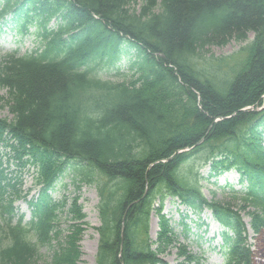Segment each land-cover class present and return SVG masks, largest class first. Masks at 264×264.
Instances as JSON below:
<instances>
[{"label":"trees","instance_id":"obj_1","mask_svg":"<svg viewBox=\"0 0 264 264\" xmlns=\"http://www.w3.org/2000/svg\"><path fill=\"white\" fill-rule=\"evenodd\" d=\"M0 2V19L8 17L22 35L35 26L43 43L39 53L8 55L3 72L16 98L12 119H0L6 169L14 168L6 176L0 162V264H36L56 217L51 193L69 169L76 190L90 185L97 192L95 264H164L160 256L172 247L178 264H200L177 243L162 214L165 200L194 215L209 210L222 228L224 264H253L240 211L246 209L253 234L260 233L264 0H140L138 10L131 0ZM52 19H59L54 30L47 28ZM249 33L247 56L236 68L222 72L204 60L206 48L245 42ZM122 57L130 81H102L98 70ZM25 168L33 169L39 187L28 201V222L12 200ZM226 172L238 175L240 187L224 185L229 202L207 201L200 181L217 184ZM76 201L67 215L81 221ZM151 213L158 220L155 241L148 236ZM187 217L180 215L182 235ZM71 229L69 248L51 264H76L79 225Z\"/></svg>","mask_w":264,"mask_h":264},{"label":"rangeland","instance_id":"obj_2","mask_svg":"<svg viewBox=\"0 0 264 264\" xmlns=\"http://www.w3.org/2000/svg\"><path fill=\"white\" fill-rule=\"evenodd\" d=\"M131 8L136 10L139 9L140 0H131ZM55 21H53L50 26H53ZM5 30V29H3ZM253 35L248 34L247 40L245 42H236L233 39L229 40L225 45L222 46H211L206 48L204 51L203 58L207 63L212 66H219L222 72H227L229 69L236 68L247 56V44L252 41ZM39 40L29 34L27 37L21 39L14 35V31L10 28L3 31L0 34V119L10 120L12 118L9 107L16 98L15 86L7 82L5 75L3 74L5 68L7 67L8 61L4 58L6 54H11L16 52L17 56L22 54H29L31 50H35L38 47ZM128 56L134 55L131 50ZM126 57H122L120 61L116 64V67L125 71L127 66ZM98 77L102 80H108L112 83H122L130 81L129 78L126 80L122 79L120 76H115L114 70L111 68L101 67L98 71ZM8 152V149L0 145V155L3 156L2 162L5 163L4 155ZM3 168L4 165H2ZM13 168V167H12ZM201 170V171H200ZM199 173L202 172L204 178L207 176V169H200ZM34 171L33 169L25 170L21 186L19 190L21 192L20 199H14V207L21 214H25V221L30 218V211L27 208L25 202L29 197L36 195L38 187L35 185L33 179ZM227 177L232 180L234 177L231 174H227ZM72 169H69L58 182L56 189L52 192V198L55 200L56 212L55 219L52 221L53 231L50 235V240L46 244V247L42 248L38 257L34 258L36 264H51L52 258L55 254H60L65 249L69 248L68 236L72 233V226L79 225V233L76 236L75 246L78 249L79 257L76 264H95L94 256L96 253L98 235L97 228L99 226V219L97 214L96 206L98 204V197L96 195V190L90 185H81L79 190H76L75 185L72 183ZM217 181V180H216ZM215 180H201L200 184L202 186V192L207 200L214 199L221 202H229L230 195H228L225 188L222 189L224 183L228 182L225 177L219 178L217 184H214ZM77 197L76 205L81 207V212L84 214V218L81 221L71 220V215H67V210L71 206L72 200ZM22 198V200H21ZM237 210L238 208H234ZM177 211V206L166 200L164 202V207L162 209V214L170 221L174 233L177 236V243L184 245L187 251L194 255H203L205 260L204 264H222L223 253L216 250L217 252H212L211 248L215 246V243L219 246L221 245V240L216 237L214 243L205 241L206 238L211 237L213 233L218 228L215 223L209 225L210 233H208L206 238L202 241L196 240V237L191 236L188 240L182 237L181 226L179 225L180 211L184 210L179 207ZM246 209L240 211V216L243 218V222L248 224L249 218L247 217ZM193 220L194 217L192 216ZM52 223V224H53ZM190 227L193 228V223L187 220ZM158 220L157 217L152 214L149 221V237L152 241L158 233ZM51 225V224H50ZM248 243L253 247L255 254L254 264H264V227L261 229L260 233L253 234L248 227ZM6 243L8 241L1 238V243ZM165 264H178L180 259L177 258V251L175 247L169 248L165 254L160 257ZM12 264H21L17 260L13 261Z\"/></svg>","mask_w":264,"mask_h":264}]
</instances>
